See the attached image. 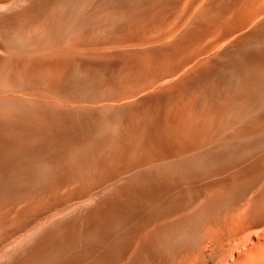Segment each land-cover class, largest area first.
I'll list each match as a JSON object with an SVG mask.
<instances>
[{
	"label": "bare ground",
	"instance_id": "1",
	"mask_svg": "<svg viewBox=\"0 0 264 264\" xmlns=\"http://www.w3.org/2000/svg\"><path fill=\"white\" fill-rule=\"evenodd\" d=\"M0 250L264 264V0H31L0 20Z\"/></svg>",
	"mask_w": 264,
	"mask_h": 264
},
{
	"label": "clouds",
	"instance_id": "2",
	"mask_svg": "<svg viewBox=\"0 0 264 264\" xmlns=\"http://www.w3.org/2000/svg\"><path fill=\"white\" fill-rule=\"evenodd\" d=\"M31 0H3L0 2V20L25 11ZM0 264H15L14 257L0 250Z\"/></svg>",
	"mask_w": 264,
	"mask_h": 264
}]
</instances>
